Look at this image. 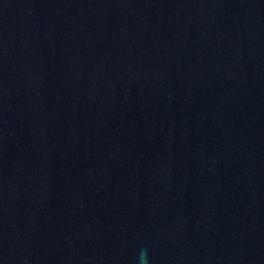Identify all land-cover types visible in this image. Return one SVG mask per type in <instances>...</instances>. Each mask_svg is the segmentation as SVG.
<instances>
[{"label":"water","instance_id":"95a60500","mask_svg":"<svg viewBox=\"0 0 264 264\" xmlns=\"http://www.w3.org/2000/svg\"><path fill=\"white\" fill-rule=\"evenodd\" d=\"M0 264H264V0H0Z\"/></svg>","mask_w":264,"mask_h":264}]
</instances>
